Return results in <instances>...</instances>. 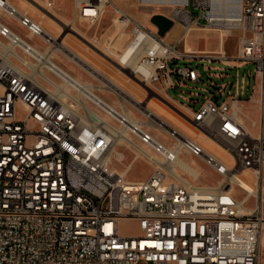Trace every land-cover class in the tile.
Masks as SVG:
<instances>
[{"label": "built area", "instance_id": "obj_1", "mask_svg": "<svg viewBox=\"0 0 264 264\" xmlns=\"http://www.w3.org/2000/svg\"><path fill=\"white\" fill-rule=\"evenodd\" d=\"M25 1L34 9L0 0V264H259L264 221V0H238L237 13L227 27L209 16L214 0H172L176 6L166 15L183 22V33L174 43L129 19L130 42L138 35L148 42L135 76L155 85V93L166 102H177L168 94L170 87H176L173 77L196 82L202 76L197 67L171 63L185 56L177 45L190 27L206 20L226 33L239 32L232 58L222 52L207 60L237 68L254 63L256 75L247 100L256 106L257 119L244 111L238 72L235 93L229 90L224 95L229 85L225 83L213 91L200 88L204 92L200 100L188 99L195 107L177 102L190 110V123L230 156H217L179 133L182 147L219 176L215 185H193L168 173L162 163L176 158L175 145L163 143L129 109L136 123L120 116L111 124L102 108L90 107L77 88L64 86L46 59L55 33L47 30L43 19L53 18L60 32L65 26L54 10L56 0ZM109 3L72 0L70 27L96 22ZM181 6L200 7L199 14ZM7 19L24 29L27 37ZM28 38H37L43 48ZM112 129L128 134L129 139L118 144L133 152L132 161L140 158L151 164L147 177L129 180L127 172L111 166ZM245 170L254 177L255 192L239 179L248 181ZM235 187L245 192L243 196ZM251 198L255 201L248 205ZM123 219L136 221L140 232L121 234Z\"/></svg>", "mask_w": 264, "mask_h": 264}, {"label": "rangeland", "instance_id": "obj_2", "mask_svg": "<svg viewBox=\"0 0 264 264\" xmlns=\"http://www.w3.org/2000/svg\"><path fill=\"white\" fill-rule=\"evenodd\" d=\"M12 1H14L21 8L25 7L34 9L26 2H20L19 0ZM111 1L112 3H109L107 5L104 13L96 22L89 23L86 21H81L72 26L71 30L69 29V31H74L81 38L76 36V34L67 33L63 39L64 46L71 52L75 53L78 57H80V59L85 61V63L89 67L97 69L102 77L113 81L116 84V87L123 89V96L129 95L133 99L140 101L143 106L157 113L160 118L165 120V122L170 124L176 130L180 131L181 134L183 133L191 137L197 143L203 146L207 151H214L218 155L224 157L221 147H219L216 143H206L199 137L191 134L189 132L190 124L188 122L182 121V119L179 118L178 115L183 116V118L189 121L191 112L183 104L195 107L196 104L191 103L188 99L193 98L195 100H200L201 94H204L203 91L199 90L200 88L205 87L207 90L213 91L214 88L217 87V85L229 83L224 95H226L229 90L231 91V93H235L237 83L236 74L238 72L239 96L244 100V111L245 113L250 114L252 118L257 119L258 111L256 109V106L247 100L252 94L254 76L256 75L254 63H247L237 68L226 66L219 60H207V58L217 57L221 55L222 52H224V54L229 59L232 58L235 54L239 32L233 30L230 33H226L220 28L208 25L206 20H202L201 24L190 27V29L181 37L177 45V50L180 54L185 56H182V59L172 61L171 63L177 66L190 65L192 67H197L202 76L200 80L196 82H191L185 79L181 82H178L176 77H173L176 87H170L168 89V94L172 99L183 104L173 101H171V104L170 102H165V104L167 103L166 105L171 106L175 110L172 111L168 109L160 100L146 91L141 83H139L137 80H133L126 73L121 71L118 65L117 58L121 55V53L124 51V48L133 38V34L131 33L132 23L129 22L130 18L145 25L151 30H155V26L150 22L151 15L155 13L167 14L168 10L175 7L176 5H171L170 7H146L142 5L145 3H143L141 0ZM197 1L198 3H201L202 0ZM116 6H119L120 8L125 10L126 15L125 13H122V15H120ZM181 7L182 9L191 11V13H193L195 16L199 14L200 7L196 10L192 6ZM205 8L206 10H208V7ZM54 10L56 14H58L57 16L61 20L63 25L65 24L66 27L61 26L64 30L65 28H67V22L72 19V0H56ZM31 13L36 15L34 10H31ZM36 16L37 18H39L38 14ZM128 16H130V18ZM6 22L20 35L27 37L25 35L24 29L17 26L14 21H12L11 19H7ZM182 23V21L180 23L175 22L174 26L163 37L165 41L174 36H178L179 38L182 35ZM43 24L48 31L54 32L55 35L59 32V28L55 27L53 22L49 18L45 17L43 19ZM82 38L93 46L87 44L84 40H82ZM28 41L30 43L37 44L41 48H43L44 46L37 38H28ZM189 53L190 55H194L196 58L189 60L186 57V55L188 56ZM53 61L61 68L68 71L69 74L78 78L81 82L92 84L94 86L93 91L97 95L109 102V104H112L120 112L123 111L120 99L113 92L115 90L103 87V83L100 78L92 75L86 67H82L76 64L60 51H55V57L53 58ZM113 62L115 63L113 64ZM215 66L226 69H213V67ZM207 67L211 68L207 69ZM219 73H226L227 75H225L224 77H220L218 76ZM249 74L251 76L250 80L248 78ZM243 75H245V92L241 94ZM249 81L250 84L248 87ZM181 83H184V85H182ZM230 84H232V87L230 86ZM145 85L154 92L156 91L155 85L149 84L147 82L145 83ZM194 92H199L200 95L195 96L193 95ZM223 97L224 96H222L221 98ZM83 99L90 107H97L86 97H83ZM125 104L131 111V114L135 117V119L140 121L148 120V117L140 109L135 108L128 101H125ZM16 108L18 111L17 116L21 118L23 116V113L20 110L21 106L19 105V103H17ZM176 111L179 114H177ZM102 113L105 118L111 122V124L116 123V119L114 117L104 111H102ZM247 123L250 125V122L248 120ZM148 128L153 133V135L159 138L167 146H174L178 142L173 136L169 135L161 129H157V127L155 128L148 126ZM115 148L121 153V159L118 161L112 159L111 166L119 172H122L127 167V165L132 162L133 152L129 149H126L122 144H117ZM216 149H218L217 152ZM180 150V157L187 163L194 162L192 164L194 168L199 172L197 178H193L189 173L178 169L182 177L186 178L193 185H215L217 183V181L219 180V176L214 173L212 169L207 166L199 157L193 156L183 147H181ZM151 169L152 166L150 163L138 158L130 167L129 171L126 174V177L129 180H142L148 176ZM244 175L247 178L248 182H250V184L256 190L255 180L251 172L247 171ZM235 192L238 193L240 197L245 193L238 187H235ZM254 201L255 198H251L248 201V205H251L252 203H254ZM138 229L139 228L137 222L134 220L123 219L119 222V232L121 234H137Z\"/></svg>", "mask_w": 264, "mask_h": 264}, {"label": "bare ground", "instance_id": "obj_3", "mask_svg": "<svg viewBox=\"0 0 264 264\" xmlns=\"http://www.w3.org/2000/svg\"><path fill=\"white\" fill-rule=\"evenodd\" d=\"M214 1L215 2L212 4V9H211L210 15H209L210 18H211V20L212 21L213 20H218L219 25L224 24L225 27L229 26L232 23V21L234 19V16L237 13V10H238V0H214ZM21 2H26L27 4H29L25 0H21ZM142 2L145 3V4H142V5L143 6H146V7H153V6L170 7L173 4V3H171L172 0H146V1L143 0ZM116 7H117V10L118 11H120L122 13H125V15H126L125 10H123L119 6H116ZM26 9H28V8H26ZM128 17L130 18V16H128ZM49 19L53 22V24H55L54 23L55 20L53 18L52 19L49 18ZM72 23H73V19L70 20L69 22H67V28H65L62 32H60L61 30L58 27L59 28V32L54 36L55 38L53 40L55 43H53L54 44L53 47L48 52V54L50 56H46L47 61H49L51 64H53L55 66V67H53V69L56 71V73L58 74V76H60L64 80V86L70 85V86H72L74 88H77L81 99H83V97H86L87 99H89L95 105H97L100 108H102L107 114L111 115L114 118H119L120 116H122L126 120H128L129 122L136 123V120H133L130 117L128 108H127V106L125 104V101H128L135 108L140 109L148 117V120L147 121H140V120H138L139 123L144 124V125L149 126V127H155V128L157 127V129L163 130L164 132H166L169 135L173 136L178 141L175 144V146H174V149L176 150V153H177L176 158H174L172 161H168V162L162 163V165L167 170V172L170 173L173 176L181 177V175L179 173V170H178V169H181V170L189 173L193 178H197V176H198V170H196L194 168V166L192 164L194 162L187 163V162H185L180 157V151H181L180 149L182 147V144H181V137L182 136L179 134V133H181L180 131L176 130L170 124H168L167 122H165V120H163L162 118H160V116L157 113H155V112L151 111L150 109H148L147 107L143 106L140 101L133 99L129 95L123 96V92H124L123 89H121L119 87H116V84L113 81H111L109 79H106L105 77H102L99 74V72H98L97 69H95L93 67H89L85 63V61H83L82 59H80V57H78L75 53L71 52L70 50H68L64 46V44H63L64 36L67 33H73L71 31H69V29L71 30V27L70 26H71ZM136 38L137 39H135V41L133 43L129 42L127 44V46L124 48V51L117 58L118 65H119L120 70L123 71L124 73H126L129 77H131L135 81H136V79H134V75H135L134 72H135V69H136V66H137V61H138L139 57L142 55V53L145 50L144 49L145 43H148L145 40H142V37L140 35H138ZM55 39H56V41H55ZM138 44H140V45H138ZM21 45H23V44L21 43ZM10 49L11 48H9V50ZM6 51H8V49ZM55 51L62 52L64 55H66L69 59H71L72 61H74L76 64H78V65H80L82 67L83 66L86 67L88 69V71L92 75L100 78V80L103 83V87H107L109 89L115 90L113 92L120 99V103L122 105L123 111L120 112L112 104H109V102H107L106 100H104L103 98H101L99 95H97L93 91V87L94 86L92 84H88V83L81 82L78 78L72 76L71 74L68 73V71L64 70L58 64H56L52 60L55 57ZM189 55H190V53H189ZM114 63L115 62H113V64ZM49 64H47V65L49 66ZM143 72L144 73H147L148 70L147 69H144ZM141 81H142V83H144V82L146 83V80L145 79H143ZM143 87L151 95H153L158 100H160L168 109H170L172 111L174 110L171 106L166 105L167 103L165 104V102L168 101L167 98H163L162 96H159L157 93L156 94L159 97L158 96H155L154 94L151 93V91H149V89H147L145 86H143ZM169 101H170V104H171V101L172 100L169 99ZM79 103L82 104V105L84 104L81 100H80ZM177 114H179V113L177 112ZM178 116H179V118L182 119V121L188 122L190 124L189 132L191 134L199 137L202 141H204L206 143H213V144H215L214 141H212L211 139L207 138L202 133V131H200V129H198L193 124H191L187 119L183 118V116H181V115H178ZM104 121L106 122L105 119H104ZM112 130L114 132L115 137H114V141H113V148H112L113 150L111 149V152H110V158L113 157L115 160L118 161V160L121 159V153L114 146H116L118 143H120L122 141H125L126 139H129L128 138L129 136H128V134L124 130L123 131H119V130H115V129H112ZM218 146L220 147V145H218ZM217 150L218 149H216V152H217ZM221 150H222V154L224 156L225 155L229 156L228 153H227V151L225 149H221ZM113 151H114V153L112 154ZM211 153H214L217 156H220L217 153H215L214 151L211 152ZM149 158L152 161H154V162L159 161V158L155 157L154 155H150ZM136 160L137 159H134L130 164H128L127 167L124 169V172H128L129 169H130V167L132 166V164ZM247 171L248 170H245L244 171V174H246ZM239 179L241 180L242 185H243L244 188H246L247 190H250V191L255 192V189L250 184V182H248V181H246L244 179H241L240 176H239Z\"/></svg>", "mask_w": 264, "mask_h": 264}, {"label": "water", "instance_id": "obj_4", "mask_svg": "<svg viewBox=\"0 0 264 264\" xmlns=\"http://www.w3.org/2000/svg\"><path fill=\"white\" fill-rule=\"evenodd\" d=\"M143 1V0H141ZM146 1V0H144ZM171 3H176L174 1H172ZM150 22L155 26L156 28V33L158 36L160 37H164L166 35V33L174 26L175 21L173 18L169 17L168 15L164 14V13H155L153 15H151L150 17ZM73 34H76V36H78L79 38H81L77 33H75L74 31ZM84 40V39H82ZM85 41V40H84ZM87 44L91 45L90 43H88L87 41H85ZM105 56V55H104ZM134 79H136L139 83H141V85L145 86L147 89H149V91H151L152 94H154L155 96H158L153 90H151L150 88H148L145 83H142L141 81H139L135 75H134ZM159 97V96H158ZM263 176H264V171H263Z\"/></svg>", "mask_w": 264, "mask_h": 264}, {"label": "crops", "instance_id": "obj_5", "mask_svg": "<svg viewBox=\"0 0 264 264\" xmlns=\"http://www.w3.org/2000/svg\"><path fill=\"white\" fill-rule=\"evenodd\" d=\"M177 38H178V36L171 37L169 40L166 39L167 40L166 42L172 43V42L176 41ZM262 201H263V203H262V213H263V219H264V176H263V179H262ZM139 232L140 231L138 229V233ZM259 264H264V221H263V228H262L261 235H260Z\"/></svg>", "mask_w": 264, "mask_h": 264}]
</instances>
